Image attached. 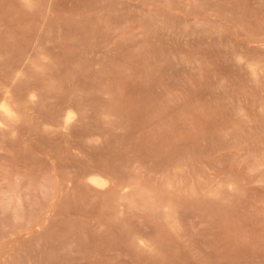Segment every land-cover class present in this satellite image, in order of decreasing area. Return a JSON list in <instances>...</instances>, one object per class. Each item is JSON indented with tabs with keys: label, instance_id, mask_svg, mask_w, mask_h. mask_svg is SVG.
<instances>
[{
	"label": "rangeland",
	"instance_id": "obj_1",
	"mask_svg": "<svg viewBox=\"0 0 264 264\" xmlns=\"http://www.w3.org/2000/svg\"><path fill=\"white\" fill-rule=\"evenodd\" d=\"M2 104L0 264H264V0H0Z\"/></svg>",
	"mask_w": 264,
	"mask_h": 264
},
{
	"label": "bare ground",
	"instance_id": "obj_2",
	"mask_svg": "<svg viewBox=\"0 0 264 264\" xmlns=\"http://www.w3.org/2000/svg\"><path fill=\"white\" fill-rule=\"evenodd\" d=\"M10 105V104H9ZM9 105H7V104H2L1 106H0V113H1V116H5V118L7 117V118H10V119H12L13 117H14V113H13V111H12V109H11V105H10V107H9ZM9 119V120H10ZM73 119H74V114L73 113H68L67 115H66V119H65V125L66 126H68L69 127V125H71V122L73 121ZM2 120V119H1ZM7 120V119H6ZM1 123H3V121L2 122H0V124ZM4 126H5V123H4ZM67 129V128H66ZM65 129V130H66ZM92 180V182L94 183V184H96L97 186H101V187H103L104 186V184L102 183V181L101 180H99L98 178H92L91 179Z\"/></svg>",
	"mask_w": 264,
	"mask_h": 264
}]
</instances>
